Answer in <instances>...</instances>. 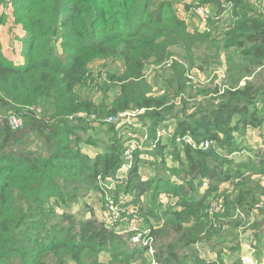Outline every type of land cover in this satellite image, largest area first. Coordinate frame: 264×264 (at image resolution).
I'll use <instances>...</instances> for the list:
<instances>
[{"label":"trees","instance_id":"trees-1","mask_svg":"<svg viewBox=\"0 0 264 264\" xmlns=\"http://www.w3.org/2000/svg\"><path fill=\"white\" fill-rule=\"evenodd\" d=\"M175 1L0 0L12 5L15 24L21 25L25 59L21 64L11 61L0 43V264H135L147 258L158 264H221L219 259L209 262L196 248L183 254L178 247L207 243L222 235V226L215 225L208 208L210 197L225 181L240 178L235 183L237 192L225 196L228 212L251 207L258 199L257 188L264 193L259 183L248 188L250 182L243 176L247 170L256 172L253 166L242 170L219 150H238L236 133L249 125L258 126L259 119H264V113L252 106L256 99H264L263 74L260 85L256 78L241 84L264 67V18H247L244 0H226L237 8L238 20L219 39L213 31L191 28L179 16ZM208 1L219 4L222 0ZM242 26L246 33L236 30ZM229 39L239 41L231 44ZM232 45L239 48L240 58L226 57L224 92L216 86L210 92L214 97L200 102L186 117L185 101L178 109L176 133L189 134L198 144L213 141L212 146L204 149L178 143L173 154L181 165L159 178H145L136 160L126 182L116 186L117 201L129 196L126 204L141 205L143 225L155 227L154 257L106 216L98 218L92 212L85 217V212L70 211L68 205L87 194L104 199L102 183L125 161V140L115 132L99 151L92 155L84 151L83 143L96 145L100 140L82 133L91 125L85 115L162 109L186 91L189 66L207 71ZM170 56H178L179 61H172L164 70L162 77L169 86L159 87L165 89L163 94H154L145 68L165 63ZM95 58L119 59L123 68L113 76L118 95L107 104L98 105L77 91L85 84ZM40 106L44 107L42 115L36 112ZM22 111L24 126L13 130L9 115ZM158 123L153 122L149 130L151 138L156 136ZM169 145L173 141L153 148L163 164ZM180 171L184 182H174L169 175ZM207 179L209 187L201 192L203 182L195 181ZM165 196L175 197L176 204L165 207ZM59 205L64 209L58 214ZM187 218L194 220L193 226L185 223ZM251 227L264 234V220ZM173 233L174 240L163 243ZM210 243L214 246L216 242Z\"/></svg>","mask_w":264,"mask_h":264},{"label":"rangeland","instance_id":"rangeland-1","mask_svg":"<svg viewBox=\"0 0 264 264\" xmlns=\"http://www.w3.org/2000/svg\"><path fill=\"white\" fill-rule=\"evenodd\" d=\"M156 1L160 2L162 0H159V1L156 0ZM197 4H208L216 12L215 19H214L215 27L218 25L217 28L219 31H222V33L220 34L216 33L215 36L225 37V34L227 31H229L231 28L232 29L235 28V27H232L233 24L232 25L230 24L238 20L237 17L235 16L238 10L235 7V5L230 3L229 1L222 0L221 3L219 4L215 2H209L208 0H176L174 2V5L178 12L179 10L181 11L184 7L188 5H189L188 7H191L192 9V7ZM242 6H243V9L248 11L247 18H250V19L259 18V20L264 18V0H244V3ZM19 29H21V25L15 24V18L13 14L12 5L6 6L3 4V2L0 3V43L2 44L4 53L7 54L6 56L9 59H11V61L17 64H21L18 62V60H25V59H24L21 49L19 50L20 48L19 44H17L16 41L13 40L14 38L10 35L12 34L14 35L17 33L21 34ZM236 30L240 31L241 33L247 32V29L243 26ZM9 37H12V38L9 39ZM17 38L20 39V41L19 40L18 41L21 42L22 47H23V43H22L23 39L21 37H17ZM238 41L239 40H236V39L228 40V42L231 44H236ZM8 43H10V45H8ZM13 44H16L17 46L16 52L14 55H13L14 50H12L11 48V45ZM239 52L240 51L237 45H232L230 48L224 49V51L222 52L221 58L219 59L221 60L220 61L221 64H219V60H217L215 61L216 65L212 66L207 71H204L198 68L204 74L201 80L199 79V77H196L197 78L196 80L190 79L189 77L190 74H195L197 76V73H195V70H194L196 67L190 68L189 66L188 71L186 72V75H185V80H186L187 86H189L190 88V91L195 90V93L192 95H195L196 93L200 92L201 93L200 96L203 97L204 100L205 99L208 100L209 98L214 97V95L211 94L212 93L211 91L216 86H219L221 88L220 93L224 92V90L226 89V86L224 85V81H226V78H227L226 57L229 54L230 55L233 54L234 56H236V58H240L238 55ZM174 60L179 61L178 56H170L167 62L165 63H161V64L153 63V64H149L146 66L145 68L146 76L149 82L152 83L153 85L154 94H158V95L163 94L165 89L163 88V90L161 91L159 87H161L162 85L164 87L169 86L167 81L163 79L162 75L165 73L164 70L165 68H167L168 64H170ZM122 69L123 68L121 65V61L119 59H115V58H111V59L95 58L93 59L89 65V72L86 76L85 84L78 87V90H77L78 93L83 98L91 99L98 105L99 104L102 105V103L107 104L110 100H112L118 95L117 94L119 90L118 85H117L116 80L113 78V76L119 75ZM262 74H263V77H260V79L264 80V71ZM201 97H199L200 100H201ZM199 99L197 100L196 104H199L200 102H204V101H199ZM181 101L182 99L180 95V96L173 97L171 102L165 107H163L162 109L154 110V109H147V108H131L128 110L130 112H135L134 113L135 116L133 118L124 116L116 122L108 121V118L110 116H116V115H108V114L98 115L96 113L85 115L84 119H86L87 123L91 125L89 126L87 130L85 129L82 133H84V136L89 134L91 136V139H95L99 136L100 140H99V144L96 143V145H92L89 143H83L82 146H83L84 151L90 153L91 155L99 151L100 147L103 148V145L107 143L109 136L114 132L118 134L120 139L124 138L125 142H126L127 134L131 132L137 133L138 135H142L143 132H148L150 134L149 130H151L153 122L158 121L159 122L158 124L160 125L158 129L163 127L164 129L170 131L173 134L170 137H168V144L173 141V145H169L167 147L168 149L166 148L167 150H165L166 156H165L164 163L166 164V166H164L165 164L161 163L162 162V160L160 159L161 157H157L154 154L155 149L151 147L150 142H145L144 148L136 151V153L134 154V161L136 162V160H138L140 164L141 174L145 178L146 177L150 178V176H156L157 178H159V177H162V174L168 175L170 170L181 165V162L175 158L173 152L176 153L175 150L179 144L180 146L184 144H188L186 143V141L180 142L176 140L175 138L176 135L179 134V133H176L175 130H177V126L179 124L178 122L179 120L177 117L179 116L178 109L182 108ZM171 105L174 106V109L166 110V108ZM39 108L40 109H37L36 112L39 115H42L44 111V107L42 108L40 106ZM22 112H18V113L21 115L25 114V111H22ZM122 112L124 113L125 110ZM126 112L128 111L126 110ZM92 115H96L97 117L94 118ZM80 116H84L83 113ZM101 140L103 141L102 143H101ZM126 175L127 173L122 174L123 179H121L120 182H126V179H125ZM182 175L183 174L180 171V173L178 174L169 175V176L172 178L174 182H184L182 180L183 179ZM195 182H208V179L204 181L197 180ZM225 182L227 183L221 184L219 191L217 193L214 192V194L210 197V200L212 201L222 200L224 202L225 196L230 195V193L235 189L236 185L232 182H240V180L238 181L235 179L233 181H225ZM259 186H262V185H259ZM200 191L201 192L205 191L203 185L201 186ZM259 191H261V189L258 190V188L255 191L257 192V195H256L258 197L257 201L252 202L250 204L251 207L247 209L237 208V209H231L230 212H228V209L224 202V209L222 212H220V214H218V217H217L219 218V221H220V223H218L220 225L217 227L222 226V235L219 238H213V239H210L212 241H207V243L195 244V246L194 245L189 246V247L184 246L181 248V246L179 245L178 251L180 253L186 254L187 252H190V249L193 247V248H196L197 251L201 254V256L205 258L206 260H208L209 262L215 261V259L213 258L214 246H217L216 248L218 249V248H222V246L226 247L228 244H230V242L234 241L236 238V232L240 230L242 231V229L237 230L236 228L246 227L248 224L247 213L249 214V212H251L252 210L255 211V219L249 222L250 223L249 227L258 221V216L256 215V213L257 211L260 212L261 209L264 208L263 207L264 206L263 204L264 194L263 195L262 193L260 194ZM129 200H131L129 196L124 197V198L122 197L121 202L126 203ZM133 204L135 203H132V205ZM68 206H69L68 209L74 212L75 214L79 215L85 212L83 214V216L85 215V217L90 216L92 212H94V214L98 218H105L106 214H108L106 213V208L104 205L103 197L102 196L98 197L97 194L95 193H93V195L87 194L84 198H81L80 200L76 201L75 203H71ZM61 207L62 205H59L58 214L62 212V209H64V207L62 208ZM238 209H240V213H237ZM237 221H239L240 223H236ZM193 222L194 220L192 221L190 218H187L185 220V223L189 224L190 226L194 225ZM160 224L161 225L164 224V219L161 220ZM165 227L168 228L169 225H166ZM118 230L122 232H126V233L128 232L126 231L125 228H121ZM175 236H176V233H173L169 236L167 235L163 243H168L174 240ZM178 236H179V233L177 234V237ZM213 241L216 242L214 246H212V243H210ZM159 246H160V243H159ZM108 259H109L108 256H103V261H108ZM253 262L255 264L254 259H253ZM135 264H155V263L153 259L151 260L150 258L149 259L147 258L146 260L142 259Z\"/></svg>","mask_w":264,"mask_h":264},{"label":"built area","instance_id":"built-area-1","mask_svg":"<svg viewBox=\"0 0 264 264\" xmlns=\"http://www.w3.org/2000/svg\"><path fill=\"white\" fill-rule=\"evenodd\" d=\"M193 14L199 20V27L202 30L212 32L214 29V19L216 12L214 9L208 4H197L192 7ZM190 79L196 80L195 74L189 75ZM121 112L116 116H110L108 121L116 122L120 118L124 116H128L133 118L135 116V112ZM96 118V115H92ZM130 120V119H129ZM8 122L10 127L13 130H18L24 126V117L18 113H11L8 118ZM173 135L170 131L164 129L163 127L156 131L155 138H151V135L148 132H143L142 135H138L137 133H128L126 142H125V152L124 157L125 161L122 164L121 168L118 172L113 175L107 182L102 183L105 189V198L104 205L106 208V218L107 220L114 224L117 229L125 228L126 231L131 233V239L133 243H139L142 246L146 247L148 254L154 257L155 254V227H145L143 225L144 218L142 216V208L140 204H126L123 202L117 201L115 197L117 192V185L121 179H123L122 174L128 173L129 170L134 165V154L137 150L143 149L145 142H150L152 148H156V146L160 143H167L168 137ZM176 140L180 142H185L192 145L193 147H203L204 149L210 148L213 144V141L204 140L200 144L196 143L192 136L189 134H185L183 136L176 135ZM203 187L206 189L209 187V182H203ZM175 197L165 196L163 197V204H172L175 205ZM224 209V202L222 200H210L208 212L212 221L217 225L218 222V214L222 212ZM237 213H240V209L237 210ZM248 214V213H247ZM250 221L255 219V211L252 210L249 212ZM154 220L153 217H151ZM244 263L254 264L253 259L249 256L243 257ZM156 264V261L154 260Z\"/></svg>","mask_w":264,"mask_h":264},{"label":"crops","instance_id":"crops-1","mask_svg":"<svg viewBox=\"0 0 264 264\" xmlns=\"http://www.w3.org/2000/svg\"><path fill=\"white\" fill-rule=\"evenodd\" d=\"M188 6L184 7L181 11L179 10L178 12L179 16L185 19L189 23L191 28L197 27L200 30H202L199 27L198 18L192 13L191 7H188ZM217 26L215 27V22H214L213 34L222 33V31L218 30ZM19 30L21 34L17 33L14 35L12 34L10 36L14 38L13 40L16 41L17 44H19V47H20L19 50L21 49L22 51V44L21 42H19L20 39L17 37L22 38L24 33L22 32L21 29ZM12 37H9V39H11ZM218 38L222 39L224 37L218 36ZM8 45H10V43H8ZM11 48L12 50H14L13 51V55H14L16 52V48H17L16 44L11 45ZM18 62L23 63L24 60H18ZM194 70H195V73H197L196 77H199V79L201 80L204 74L198 68H195ZM263 71H264V67H259L256 70V73L252 77L243 79L241 84L244 85L246 80L248 79L251 80V79L256 78L257 80L256 83L258 85L259 84L258 79L260 75L263 73ZM260 83L261 85H264L263 82H260ZM194 93H195V90L190 91L189 86H187L186 91L181 94V99H182L181 104L183 105L184 101L187 103V109L185 110V113L183 114L184 117L188 116L198 105L196 104V102L201 96L192 97L193 96L192 94ZM199 101H204V98L201 97V100L199 99ZM252 106L257 107L259 113H264V99H256L252 103ZM236 137H237L238 143L240 144V148L238 150L231 152V153H228L227 151H223L222 149H219V150L223 152L227 157H229V159L233 160L234 164L241 165L240 168L242 170H245V169L247 170L248 166L249 167L253 166L256 169V172H253L252 170H247L245 174L243 175L245 176V178H248L247 181L250 182L248 188L251 185H253V182L259 183V185H262L261 187H263L264 186V119L263 118L259 119L258 126L254 127V126L249 125L246 129L245 128L243 129L242 133H239V132L236 133ZM236 180L239 181L240 178H236ZM232 183L235 184L237 182H232ZM234 192H237V190L232 191V193ZM263 204H264V200H263ZM256 215L258 216V221L264 220V208L261 209L260 212L257 211ZM247 219H248V224L246 227L236 228L237 230L242 229V231L240 230L236 232V238L234 241L230 242V244H228L226 247L222 246V248L217 249L216 248L217 246H214L213 248L214 256L213 255L212 256L215 260L219 259L221 261V264H247V263H244L242 258L244 256H250V257L252 256V258L255 261V264L264 263V234L257 233L256 230L252 229L251 226L249 227L250 225L249 222L251 221H250V217L248 214H247ZM217 223H220L219 218H218ZM220 250H221V255L219 256ZM70 264H75V263L71 262Z\"/></svg>","mask_w":264,"mask_h":264}]
</instances>
